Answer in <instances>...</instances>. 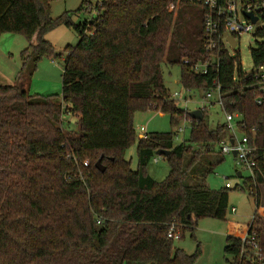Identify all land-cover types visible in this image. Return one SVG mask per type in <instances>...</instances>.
<instances>
[{
	"label": "trees",
	"instance_id": "obj_1",
	"mask_svg": "<svg viewBox=\"0 0 264 264\" xmlns=\"http://www.w3.org/2000/svg\"><path fill=\"white\" fill-rule=\"evenodd\" d=\"M53 1L0 0V34L28 40L21 58H31V74L42 57L62 54L43 38L46 32L64 25L79 37L64 48L60 101L30 94L20 82L22 71L13 84H0V264H195L197 251L186 253L167 238L169 223L179 226L181 238L201 218L227 220L229 188L210 189L204 177L195 184L185 180L229 129L225 122L211 126L205 107L201 119H191L171 98L162 67L178 65L179 84L203 100L219 86L221 111L240 116L237 130L256 162L254 177L242 189L258 206L264 85L256 73L264 66V25L253 33L261 42L249 48L253 69L246 72L238 50L230 54L221 43L206 50L202 5L99 0L92 7L97 15L74 23L69 12L51 16ZM191 5L201 8L193 44L185 36L188 26L193 31ZM185 8L189 16L183 19ZM206 62V74L193 70ZM148 110L167 113L171 125L190 120L189 137L178 144L173 132L136 138L134 113ZM62 115L75 116L77 130H65ZM134 143L135 170L125 159ZM157 150L169 151L162 156L169 171L161 181L146 171ZM211 170L212 164L203 174ZM252 232L264 253V228L254 219ZM223 252L229 264H260L235 235H226Z\"/></svg>",
	"mask_w": 264,
	"mask_h": 264
},
{
	"label": "rangeland",
	"instance_id": "obj_2",
	"mask_svg": "<svg viewBox=\"0 0 264 264\" xmlns=\"http://www.w3.org/2000/svg\"><path fill=\"white\" fill-rule=\"evenodd\" d=\"M97 1L99 0H54L51 3V16L55 18L64 12H69L71 20L74 23H80L93 15V12H91L92 7ZM189 9L192 12L191 25L193 31L187 25L185 36L187 35L189 44H193L198 42L196 33L200 27L201 8L191 5ZM186 11L189 10L185 8L180 12L183 19L189 16V14H183ZM43 38L51 43L55 51L62 54L52 58L42 57L31 74V58L25 61L21 58V51L29 46L28 40L21 34H0V84H13L18 73L22 71L21 81H19L22 85L26 82L30 94L56 95V100L60 101L62 72L66 56L64 48L67 45H75L79 37L73 28L60 25L46 32ZM258 42H261V39L255 38L252 31L242 33L239 37L235 50L239 51L242 67L246 72L253 69L249 48L255 47ZM162 69L164 85L169 90L170 95L179 94L177 98L173 99L177 106L186 111L205 107L206 118L211 126L224 122V114L217 104H210V101L202 99L199 92L184 89L179 84L180 68L178 65H164ZM212 99H215V97H212ZM62 126L68 131L77 130L75 116L62 115ZM179 127H184V132H179ZM133 129L136 138L144 133L173 132L174 144H178L189 137L190 120L184 119L176 125H171L167 113L159 110L138 111L134 113ZM237 136L240 137V134ZM154 158L156 161H154ZM154 158L148 162L146 171L151 178L161 181L168 174V163L162 156L156 155ZM125 159L130 161L131 168L135 170L137 167L135 143L126 150ZM214 160L218 162H214ZM211 164L212 170L204 175L203 172ZM240 170L232 154H224L220 151L219 146H216L213 152L204 153L201 156L200 161L192 166V173L186 177L185 182L189 184L198 183L204 177L205 184L210 189L224 188L226 183L231 186L227 190L229 202L226 221L215 218H201L197 221L193 232L185 229L183 236L174 240V246L186 253L198 252L195 264H229L226 260L228 257H225L223 252L227 221H240L247 224L251 220L253 221V216L256 214L260 217L264 216V184L259 186L261 196L259 206H256L254 196L247 189H242L245 179L250 176L249 171L242 170V176L240 177L237 175ZM231 207H234L235 211H231Z\"/></svg>",
	"mask_w": 264,
	"mask_h": 264
},
{
	"label": "built area",
	"instance_id": "obj_3",
	"mask_svg": "<svg viewBox=\"0 0 264 264\" xmlns=\"http://www.w3.org/2000/svg\"><path fill=\"white\" fill-rule=\"evenodd\" d=\"M191 3L202 5L206 8V12L203 17V38L205 48L207 51L213 52L219 43H221L230 54H233V50L238 45L239 37L242 33H248L264 25V0H188ZM174 5H170V9H173ZM92 16L97 15L98 11L93 8ZM244 13H249L255 16L257 19L253 23L249 18L245 17ZM91 16V17H92ZM223 29V33H222ZM225 34L230 35L235 40V47L226 41ZM208 63L197 64L193 67V70L202 75L207 72ZM256 76L260 80L261 85H264V66L258 68ZM179 94L174 93L171 95L172 99H175ZM215 97L216 103L221 106V94L220 88L217 86L206 93V101L212 100ZM224 114V122L227 125L231 136L229 138L222 139L219 144V149L224 154H230L233 150L236 151L234 161L241 170H248L251 177H254V171L256 169V162L251 157L252 148L248 145V140L245 136L240 134L238 137L236 117L240 116L237 113ZM179 132H184V127H179ZM144 133L142 136H145ZM156 161V159H155ZM87 166V162L83 163ZM81 179V176L79 175ZM225 187L230 188V184L226 183ZM231 211H235L231 208ZM249 228V226H248ZM247 232L243 236H239L243 247L247 248L253 257L260 264H264V253L261 251L258 243L254 239V233L248 235ZM179 226L171 222L167 232V238L171 240H177L180 238Z\"/></svg>",
	"mask_w": 264,
	"mask_h": 264
},
{
	"label": "crops",
	"instance_id": "obj_4",
	"mask_svg": "<svg viewBox=\"0 0 264 264\" xmlns=\"http://www.w3.org/2000/svg\"><path fill=\"white\" fill-rule=\"evenodd\" d=\"M212 103H214V105L217 104L216 101H215V99L210 100V104H212ZM217 106L220 108V106L218 104H217ZM238 119H239V117H236V120H238ZM238 134H240V133H238ZM230 136H231V133H230V131H228V133H226V135L224 136L223 139L229 138ZM154 161H155V158H154ZM238 172H240V174H241L242 173V170H240ZM241 176H242V174H241ZM231 208H234V207H231ZM262 217L264 218V216H261L260 217L257 214L255 215V217H254V225L255 226L264 228V225H263L264 224V219ZM251 222H252V220H251ZM250 223L245 224L244 222H240V221H230V220H228L227 223H226V235L227 234H231V235H235V236H238V237L240 236L241 237V236H243L247 232V228L250 225Z\"/></svg>",
	"mask_w": 264,
	"mask_h": 264
},
{
	"label": "water",
	"instance_id": "obj_5",
	"mask_svg": "<svg viewBox=\"0 0 264 264\" xmlns=\"http://www.w3.org/2000/svg\"><path fill=\"white\" fill-rule=\"evenodd\" d=\"M244 15H245V17L249 18L253 23L257 19L255 16H252L249 13H244ZM225 39L231 45V47H235V45H236L235 40L230 35L225 34ZM55 53H57V51H55ZM188 115L191 119H195V120H199L203 117V113H202L201 109H195L193 111H189ZM168 153H169L168 150H157L156 151V154L159 156H166V155H168ZM231 154H232L233 158H235L236 151L233 150L231 152ZM237 175L241 176L240 172H238Z\"/></svg>",
	"mask_w": 264,
	"mask_h": 264
}]
</instances>
